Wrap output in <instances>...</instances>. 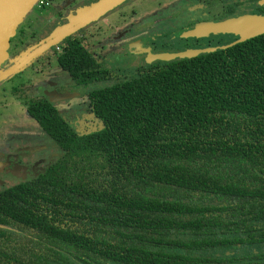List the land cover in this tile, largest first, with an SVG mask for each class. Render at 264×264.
<instances>
[{"label": "trees", "instance_id": "16d2710c", "mask_svg": "<svg viewBox=\"0 0 264 264\" xmlns=\"http://www.w3.org/2000/svg\"><path fill=\"white\" fill-rule=\"evenodd\" d=\"M237 39L117 78L64 38L56 63L89 84L103 128L28 102L66 154L0 192V264H263L230 255L264 245V34Z\"/></svg>", "mask_w": 264, "mask_h": 264}, {"label": "flooded vegetation", "instance_id": "af4514ba", "mask_svg": "<svg viewBox=\"0 0 264 264\" xmlns=\"http://www.w3.org/2000/svg\"><path fill=\"white\" fill-rule=\"evenodd\" d=\"M95 1L97 0H49L47 3H44V5L35 6L33 8L34 17L30 15L27 19H24L16 29L15 35L12 38H10L9 48H8L9 57L16 56L19 52L23 51L32 44L40 41L43 37H46L47 35L51 34V32L54 31V29L58 27V25L62 24V22L64 21L66 22L69 19L72 20L74 18L73 17L74 15L72 16L74 12H76L75 15H78L79 13L82 12V9L84 7L90 6ZM130 1L133 0L125 1L117 8L113 9L112 11H115L120 7L121 11L120 9L117 11L119 12L118 14H122L123 13L122 7H125V5ZM210 3L211 2L209 0H191V2H189L185 6V8H182L180 10V12L170 13L169 16H161L159 18H155L151 23H143L139 25L136 29L133 24L129 28L126 27L125 29H121L124 32V34H122L121 37L115 35L113 41L115 42L125 37H130L131 40L121 41L120 43L121 45L119 47L118 46L115 47L117 52L112 56H108L110 58H108L107 60L105 57L101 59L94 52L90 51V48L86 46L88 29L92 28V26L99 23L102 17L94 22H91L85 27L77 30L70 36L78 37L81 40L84 47L93 54L95 59L98 62L103 63L108 67V69L113 74V76L117 78H123L117 75L116 72H114L113 66L115 65L112 63L113 56L118 55L117 57L120 58L118 60L120 62L123 61L122 66L125 67L130 66V68H132L133 71L136 70V73H139L149 70H155L156 68H159L164 64L165 61L152 60L151 56H153L154 54L164 53V52H176L190 48L202 49L206 47H214L211 41L213 35H210L208 37H201V38L185 36V33L188 30L192 29L198 23L217 21L220 19L227 18V17L220 18L221 17L220 14L226 11L225 8L224 10L219 12L220 14L218 13L213 14V12L211 11V7H213V5L211 6ZM181 12H183V15L185 17L184 20H182L179 16H175ZM48 13H51V16L53 17V23L51 24L49 20L50 17H48V20L45 17L46 14ZM150 21L151 20H149V22ZM174 21H178L177 24H175ZM162 22L163 24H160L159 26H163L166 28L163 29V32L160 36H155L150 34L146 35L145 31H143L144 29H148V30L152 28L154 29L156 25ZM22 25H27L26 27L27 31L24 32L23 35H20V41L19 43L16 44V48H12V40L15 37H18L19 35L18 30L19 27ZM98 33L99 32H97V34ZM133 33L134 34L144 33V34L142 36H138V37L136 36L137 38L133 39V37L130 36ZM59 44L60 43L54 45V47L49 48L46 54L37 56L27 67L29 66L33 67V70L36 71V68L39 65V68L42 69L45 68L46 71H49L50 69L48 70V68L50 64L53 62L56 63V53L59 50L58 48ZM122 47L125 49L124 50L125 52L120 54L118 52H121L120 50L123 49ZM13 53L16 54L12 55ZM115 60L117 59L115 58ZM129 63H131V65H128ZM34 66L36 67L34 68ZM57 67L62 71V73L67 74L70 77V80L64 81L55 78L49 80L48 82H44L42 84L37 85L36 88H33L30 91L26 90L25 93H19L22 92V89L12 90L13 93L16 95L18 94V97H20V95L24 96L20 101H22L24 107L26 108L27 114L32 119L34 118L31 116V114L28 111V107H27L28 102L34 99L35 100L44 99L47 100L56 109L57 113H59L63 121L69 126L71 130H73L74 132L80 135L93 133V132H86V128L83 125L84 122H90L92 120H95L94 116L99 118L92 109V105L90 101V92L92 90L89 89L90 87L89 84L84 85L83 83H78L72 78V76L69 74L68 71L62 69L58 64ZM39 68L37 71H40ZM102 85L103 83H97V84H93L92 86L101 87ZM78 120L82 122H78ZM36 123L41 127V125L37 121ZM42 130L46 133V135H48V137L53 141V143L58 147L59 151L61 152H59L58 155L52 156L49 160H47V158H49L51 155H46V156L44 155L42 157V161L32 160L34 161V166L31 167L35 169L39 167V169L36 172V175L24 181H20L16 184L10 185L9 187L0 190V192H3L8 188L19 185L23 182L40 178L41 176L48 173L51 167H53L55 164H57L60 160H62L65 157L66 154L65 150L49 135L47 131H45L43 128ZM29 154H31L30 151L23 152L21 153V155L14 157L15 161L17 163L23 164L24 166H28L26 160L30 156L28 157L26 156ZM10 165H13L11 160L5 162V167H8ZM15 172H17V170ZM257 247H258L257 250L253 249L252 251L247 250L249 247H246V249L242 251H236V253L232 251L230 255L234 256L235 254L236 257H240V258L243 257L241 261H245V262L257 261L264 264V245L260 244ZM249 258L251 260H248Z\"/></svg>", "mask_w": 264, "mask_h": 264}, {"label": "rangeland", "instance_id": "374dc122", "mask_svg": "<svg viewBox=\"0 0 264 264\" xmlns=\"http://www.w3.org/2000/svg\"><path fill=\"white\" fill-rule=\"evenodd\" d=\"M48 1L49 0H44L45 3H47ZM209 1L211 2V6L213 5V7H211V11L213 12V14H220L219 12L224 10V8L226 9L230 5H233V3L236 1L240 5L238 6V8H235L234 12L232 13L233 16L243 13H257L254 11L255 9L251 4V0ZM189 2H191V0L130 1L125 5V7H122V14H118L119 12L117 10L120 9L119 7L115 11H110L111 13L108 12L110 14L107 13L102 17L99 23L88 29L86 46L90 48V51L94 52L101 59L105 57L107 60L108 58H110L108 56H112L117 52L115 47H119L121 45V41L131 40L130 37H125L123 39H119L118 41H113L115 35L121 37L122 34H124L121 29H125L126 27L129 28L132 24L136 29L143 23H151L155 18H159L161 16H169L170 13L180 12V10L182 8H185V6ZM75 13L76 12H74L72 16H75ZM30 15L34 17V9L27 15V17H25V19H27ZM175 16H179L182 20L185 19L183 12ZM45 17L47 20L48 17H50V24L53 23V17L51 16V13L46 14ZM149 20L151 21L149 22ZM174 22L175 24H177L178 21ZM68 24L69 20L66 22H62V24L58 25V27L56 28L65 27ZM160 24H163V22L156 25L154 29H144L143 31H145L146 35L150 34L160 36L163 32V29L166 28L163 26H159ZM26 27L27 25H22L19 27L18 37H15L12 40V48H16V44L20 41V35H23V33L27 31ZM97 32L99 33L97 34ZM143 34L144 33H133L130 36L133 37V39H136L138 36H142ZM48 49H46V51H44L42 54H46V52H48ZM124 50L125 49L123 48L120 50L121 52L118 53L122 54L123 52H125ZM15 54L16 53H13L12 55ZM117 56L112 57V63L115 65L113 66V69L117 75H119L120 77H124L137 74L136 70L133 71L130 66H122L123 61L120 62L118 60L120 58H118ZM14 57L15 56H12L10 57V59ZM115 58L117 60H115ZM7 63L8 61L6 62V64ZM128 65H131V63H129ZM35 67L36 66H34V68ZM7 68L8 67H5L4 69ZM38 68L39 65L37 66L35 71L33 70V67H25L23 70L16 73L12 77L5 78L0 81V190L20 181H24L26 179L34 177L39 167L36 169L31 167L34 166V161L32 160L42 161V157L44 155H51L49 158H47V160H49L52 156L58 155V153L61 152L53 143V141L48 137V135H46V133L42 130V128L36 123V121L27 114L26 108L24 107L22 101H20L24 96L20 95V97H18V94L16 95L12 91L15 89H22V92L19 93H25L26 90L30 91L33 88H36L37 85L48 82L49 80L55 78L64 81L70 80V77L67 74L62 73L55 62L50 64L48 68V70L50 69L49 71H46L45 68H39L40 71H37ZM94 118L95 120L83 123L86 128V132H94L103 127V121L96 116H94ZM78 122L82 121L78 120ZM26 151L31 152V154L26 156H30L26 160L28 166L17 163L14 158ZM9 160L12 161L13 165L5 167V162ZM16 170L17 172H15Z\"/></svg>", "mask_w": 264, "mask_h": 264}, {"label": "water", "instance_id": "95a60500", "mask_svg": "<svg viewBox=\"0 0 264 264\" xmlns=\"http://www.w3.org/2000/svg\"><path fill=\"white\" fill-rule=\"evenodd\" d=\"M125 1L127 0H97L93 2L90 6L84 7L81 13L73 16L72 20L69 19L67 26L56 28L47 37L27 47L10 59L8 53L10 38L15 35L18 26L32 9L37 6L39 0H0V81L20 72L37 56L42 55L46 49L60 43L77 30L105 16ZM259 3L264 5V0H260ZM225 34L238 37L233 43L264 34V15L243 13L217 21L201 22L188 30L185 36L201 38ZM216 48L217 46L158 53L151 56V59L167 62L178 58H191ZM7 61L8 63L6 64ZM3 67L8 68L4 69Z\"/></svg>", "mask_w": 264, "mask_h": 264}, {"label": "built area", "instance_id": "2783aa9c", "mask_svg": "<svg viewBox=\"0 0 264 264\" xmlns=\"http://www.w3.org/2000/svg\"><path fill=\"white\" fill-rule=\"evenodd\" d=\"M38 3H39V5H43V3H45V2H44V0H39ZM37 5H38V4H37Z\"/></svg>", "mask_w": 264, "mask_h": 264}]
</instances>
